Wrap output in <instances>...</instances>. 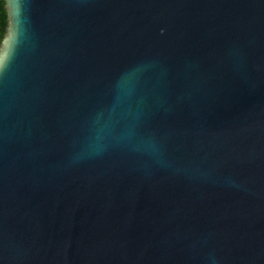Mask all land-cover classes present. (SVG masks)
I'll return each mask as SVG.
<instances>
[{
    "label": "water",
    "instance_id": "1",
    "mask_svg": "<svg viewBox=\"0 0 264 264\" xmlns=\"http://www.w3.org/2000/svg\"><path fill=\"white\" fill-rule=\"evenodd\" d=\"M0 264H264V0H3Z\"/></svg>",
    "mask_w": 264,
    "mask_h": 264
},
{
    "label": "trees",
    "instance_id": "2",
    "mask_svg": "<svg viewBox=\"0 0 264 264\" xmlns=\"http://www.w3.org/2000/svg\"><path fill=\"white\" fill-rule=\"evenodd\" d=\"M6 25H7V21H6V13L4 10V2L3 0H0V42L3 38Z\"/></svg>",
    "mask_w": 264,
    "mask_h": 264
}]
</instances>
